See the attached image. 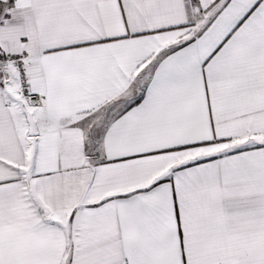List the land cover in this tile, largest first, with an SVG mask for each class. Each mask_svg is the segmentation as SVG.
Here are the masks:
<instances>
[{
  "label": "snow or ice",
  "instance_id": "snow-or-ice-1",
  "mask_svg": "<svg viewBox=\"0 0 264 264\" xmlns=\"http://www.w3.org/2000/svg\"><path fill=\"white\" fill-rule=\"evenodd\" d=\"M0 264H264V0H0Z\"/></svg>",
  "mask_w": 264,
  "mask_h": 264
}]
</instances>
